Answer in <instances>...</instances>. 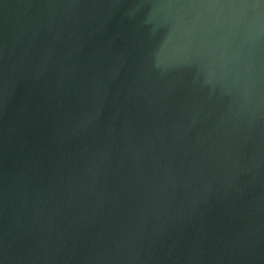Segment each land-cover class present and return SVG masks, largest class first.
I'll use <instances>...</instances> for the list:
<instances>
[{"label": "water", "instance_id": "obj_1", "mask_svg": "<svg viewBox=\"0 0 264 264\" xmlns=\"http://www.w3.org/2000/svg\"><path fill=\"white\" fill-rule=\"evenodd\" d=\"M0 264H264V0H0Z\"/></svg>", "mask_w": 264, "mask_h": 264}]
</instances>
